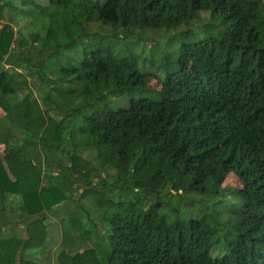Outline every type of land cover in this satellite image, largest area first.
I'll return each instance as SVG.
<instances>
[{
	"label": "trees",
	"instance_id": "16d2710c",
	"mask_svg": "<svg viewBox=\"0 0 264 264\" xmlns=\"http://www.w3.org/2000/svg\"><path fill=\"white\" fill-rule=\"evenodd\" d=\"M1 12L0 199L18 201L26 239L1 237L0 264H36L23 253L44 244L43 221L56 210L65 220L57 263L97 264L99 219L82 199L106 215L105 264H264L263 0H0ZM201 12L224 30L206 45L181 41L175 59L170 43L144 56L122 47L126 32L167 33ZM90 24L112 33H92ZM157 55L165 68L182 55L192 76L166 69L160 88L148 90L153 74L144 66L157 68ZM141 90L154 98L112 107ZM36 99L44 110H31ZM228 173L239 209L232 204L235 221L223 234L215 208L227 202L225 190H213ZM210 190L209 215L189 217L186 207L208 206L186 200Z\"/></svg>",
	"mask_w": 264,
	"mask_h": 264
},
{
	"label": "rangeland",
	"instance_id": "374dc122",
	"mask_svg": "<svg viewBox=\"0 0 264 264\" xmlns=\"http://www.w3.org/2000/svg\"><path fill=\"white\" fill-rule=\"evenodd\" d=\"M35 4L40 5V6H46L47 0H32ZM97 2H101L103 0H95ZM264 1V0H263ZM0 25L4 24L5 20V13L1 12L0 15ZM221 21L219 17L213 16L211 17L208 12H201L197 15L195 19H189L188 21H185L183 24L175 28L174 30L168 31L167 33H163L162 30L159 31H146L144 33L139 34L136 31L133 32H126L122 40V47L125 49H129L131 53L134 54H139L140 56L147 55V51L151 47H156V46H161L163 43H170L171 44V49L170 52L172 53L171 58L175 59L176 58V53H177V48L180 45L181 41H189L190 43H195L196 45H206L209 42V37L216 36L220 32H222L225 28L224 24H220ZM23 26V25H22ZM24 27V26H23ZM15 30V28H13ZM12 29V30H13ZM13 30V31H14ZM89 30L92 33H97L98 35H108L111 34V30L107 27H103L99 24H94L89 26ZM22 35V33H20ZM120 37V36H117ZM33 44L39 45L41 40L38 39L36 36L33 37L32 40ZM80 47V46H78ZM122 52V49H121ZM15 54V51L11 45L9 49L8 54ZM179 63L178 64H169L168 67L165 68L163 65V59L162 55H157L155 59H158V67L157 68H149L147 65L144 66L145 69H149L151 73L153 74V77L149 79L147 83V89L150 91H157L160 88V79L164 77V71L167 70H172V69H180L185 74L187 77H191L193 74V71L189 65V62L187 59H185L182 55H179ZM171 61V60H170ZM169 61V63H170ZM174 61V60H173ZM171 61V63H174ZM64 75L65 73L62 72ZM145 96L149 98H154V95L151 93H147L144 90L136 91L134 93V96L132 98L129 97H121V98H114L112 99V107H117V108H137V102H138V96ZM33 96L35 94L33 93ZM36 104L32 106L31 110L32 111H38V110H44L43 106L41 105V102L39 99H36ZM93 106H97V104H92ZM91 107L87 109V112L89 113ZM52 114V113H50ZM86 114V112H84ZM3 116V113L0 111V118ZM80 120H76L75 124H79ZM11 133L13 135V138L18 139L20 136V132L16 128H12ZM2 153V146L0 145V155ZM40 152L39 150L31 151L30 154L33 155H39ZM82 157L88 159L91 161L90 157L87 156V153H83L81 155ZM216 187V188H215ZM214 190L215 192H221L222 190L224 195V204H222L220 207L215 208L216 212H219L218 220L215 219V222L219 223L220 226V233L225 234L226 230L230 228V223L232 221L234 222L235 219H233L234 214L230 213V209H234L232 204H235L236 207L238 208L239 205L237 202L230 200V197L228 195V190L232 188H238L239 184L237 182L236 177L232 173H228L222 183L219 186H215ZM227 190V191H226ZM212 190L209 191L208 195H203V196H192L186 200V202L189 201H196V202H201L203 205L208 206L205 210L202 209L200 206L197 207H192L189 203V207H186L185 211L189 217H194V218H199L200 216L203 215H209L211 211V207L213 202L215 201L214 199L211 198ZM78 194H74L71 196L68 193L64 194V197L67 199L71 198H77ZM215 198L218 200L220 199L219 195L216 194ZM80 203L83 204L84 209L88 212V215L92 219H96L98 217L99 219V232L100 234V239H99V244L97 242V250L93 256V261L97 262V264H105V252L107 251V241H106V235H107V223L105 221L101 220L102 216H106L103 214V210H96L95 215L94 212L91 210V201L88 199H82ZM18 201H16L13 198H8L1 200L0 199V216L3 213L4 217H0V221L4 218L7 220V223L5 225L1 223L0 225V238L1 237H19L21 239H26V232L23 226L18 225L17 221L18 218L16 216V210ZM57 207V206H56ZM239 209V208H238ZM4 210V212H3ZM164 211V210H163ZM179 212H185L182 205L178 209ZM64 210H56L55 212L51 214L46 215V219L43 221V226L45 229V242L43 245L40 247H36V251L39 249V256H41V260L45 261L47 264H58L56 261V256L60 251V241L62 236L64 235L63 232V223H64ZM250 212H245V215H249ZM97 222V220H96ZM90 223L88 224V227L90 226ZM98 223V222H97ZM209 224L211 225L210 221ZM92 231H95V229H91ZM232 239L231 234L227 237H221L216 243L214 244V249L211 251L210 255H220L222 251L227 249V244L228 242ZM94 243V242H93ZM32 249V250H31ZM33 251V247L30 248V252ZM33 251L32 255L30 258L33 260V254L36 252ZM46 253L47 256L45 257L43 254ZM217 253V254H216ZM38 255V254H37ZM36 257V256H35Z\"/></svg>",
	"mask_w": 264,
	"mask_h": 264
},
{
	"label": "crops",
	"instance_id": "0c3cea01",
	"mask_svg": "<svg viewBox=\"0 0 264 264\" xmlns=\"http://www.w3.org/2000/svg\"><path fill=\"white\" fill-rule=\"evenodd\" d=\"M40 249V248H39ZM39 249L38 251H36V248L33 249V251H36L34 254H33V260L30 258V256L32 255L33 251L30 252V249H28L27 251H25L23 253V258L26 259V260H29L31 262H34L36 264H47L45 261H42L41 260V256H39ZM32 250V249H31ZM38 254V255H37ZM45 257L47 256L46 253L43 254ZM36 256V257H35Z\"/></svg>",
	"mask_w": 264,
	"mask_h": 264
}]
</instances>
